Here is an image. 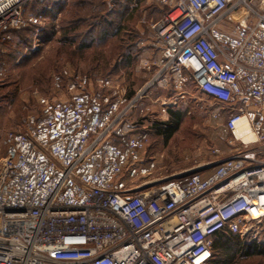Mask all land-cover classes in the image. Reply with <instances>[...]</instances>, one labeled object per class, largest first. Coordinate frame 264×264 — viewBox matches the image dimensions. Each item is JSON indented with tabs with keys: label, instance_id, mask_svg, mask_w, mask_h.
Wrapping results in <instances>:
<instances>
[{
	"label": "built area",
	"instance_id": "1",
	"mask_svg": "<svg viewBox=\"0 0 264 264\" xmlns=\"http://www.w3.org/2000/svg\"><path fill=\"white\" fill-rule=\"evenodd\" d=\"M31 1L0 0V56L16 31L46 25ZM158 1L160 56L143 62L150 76L132 95L113 76L63 69L53 87L64 97H41L1 138L0 264H208L217 233L255 239L264 225V0ZM4 74L0 63V84ZM191 84L217 104L231 153L152 178L153 108L167 114ZM158 86L172 94L152 96Z\"/></svg>",
	"mask_w": 264,
	"mask_h": 264
},
{
	"label": "rangeland",
	"instance_id": "2",
	"mask_svg": "<svg viewBox=\"0 0 264 264\" xmlns=\"http://www.w3.org/2000/svg\"><path fill=\"white\" fill-rule=\"evenodd\" d=\"M54 1L45 2L52 5ZM166 11L167 8L158 0H65L62 9H52L42 29L36 32L35 28H30L25 42L16 37L7 45L13 55L7 56L3 62L5 74L0 84V140L8 131L22 127L29 115L40 112L41 97H64V92H57L53 87V75L63 69L97 77L113 76L132 94L150 75L143 62L158 58L160 50L155 44L152 25ZM111 22L121 24L129 32L122 31L116 35L119 30L110 26ZM140 24L146 30L138 36L137 25ZM148 31L152 54L149 52L148 58L135 56L128 66L127 61L130 60H124L123 54L140 53V43ZM130 44L133 46L130 47ZM156 94L163 96L167 93L158 86L152 96ZM176 102L170 109L181 112V123L169 139L158 130L169 120L170 112L161 113L157 105L153 108L151 118L155 128L151 132L147 151L162 157H159L160 168L152 178L169 180L200 171L207 162L211 161L206 166L210 167L229 156L232 150L227 143L229 136L223 134L220 126L223 119L211 117L212 110L217 107L214 100L191 84ZM133 117L138 119L139 116L134 112ZM239 145V142L235 143V146ZM215 147L222 152L219 157L213 158L210 152ZM255 159H264V153H257ZM255 229L259 232L256 238L252 235L241 237L243 243H264V225ZM215 256L214 260L219 264H264V256H249L245 249L239 247H234L228 254L221 252ZM214 260L212 264H215Z\"/></svg>",
	"mask_w": 264,
	"mask_h": 264
},
{
	"label": "trees",
	"instance_id": "3",
	"mask_svg": "<svg viewBox=\"0 0 264 264\" xmlns=\"http://www.w3.org/2000/svg\"><path fill=\"white\" fill-rule=\"evenodd\" d=\"M47 2H48V0H47ZM47 2H45V1L40 2L37 0H33V1L29 2L28 6H27V13L31 14V13L36 12L37 10H44L47 14H50L52 9L53 10L54 9L60 10L65 6V0H55L52 5L47 4ZM109 25L115 27L116 30L117 29L119 30V31L117 30L118 32L116 35H118V33L122 32V31L129 32V31L125 30V27L121 26V24L116 25V24H113V22H111ZM28 30H30V28L16 31L14 33V39L16 37H19L20 40L25 42L28 39ZM70 31H71V28L68 29V32H70ZM137 34H138V36H140L139 32H137ZM130 43H133V42H130ZM131 45L132 44H130V47H131ZM12 55H13L12 49L11 50L7 49L0 56V63L3 64L4 59L7 56L11 57ZM123 55L122 56L124 57V60L125 59L130 60V61H127V65L129 66L131 60L135 59V56H138L139 53H136V54L127 53V54H123ZM149 76L150 75H148L146 77L144 83L149 79ZM132 94H130V95H132ZM169 112H170L169 120L164 122V126L160 127L158 130L159 133H163L165 135L166 139L171 138L172 135L177 131V129L179 128V125L181 123V116H182L181 112L175 111L173 109H169ZM153 128H155L154 124L149 127L151 132H152ZM234 247L243 248V250L245 249L249 256H264V243L254 241L251 244H245L242 242L241 237L238 234H233V233L228 232L227 230H223L214 236L213 253H212V257H211L210 261L208 262V264H212L214 258L216 257L215 255H218L221 252L228 254L231 252V250H233ZM214 263L219 264V262L218 261L216 262V260H214Z\"/></svg>",
	"mask_w": 264,
	"mask_h": 264
},
{
	"label": "crops",
	"instance_id": "4",
	"mask_svg": "<svg viewBox=\"0 0 264 264\" xmlns=\"http://www.w3.org/2000/svg\"><path fill=\"white\" fill-rule=\"evenodd\" d=\"M137 29H139L138 31L140 32V34H144V32L146 30V28L144 26H142L141 24L140 25H137ZM140 47H142L141 48L142 50L139 53V55H140L141 58H148L152 54V48L153 47H151L150 31H148V35L142 39V41L140 43ZM149 52H151L150 55H148ZM159 56H160V52L158 51L157 57H159ZM250 135H251V133H250ZM251 139H252V135H251V138H249L248 140H251ZM147 150H149V149H147Z\"/></svg>",
	"mask_w": 264,
	"mask_h": 264
},
{
	"label": "bare ground",
	"instance_id": "5",
	"mask_svg": "<svg viewBox=\"0 0 264 264\" xmlns=\"http://www.w3.org/2000/svg\"><path fill=\"white\" fill-rule=\"evenodd\" d=\"M237 134L238 136H243L245 140H248L250 138L251 135L247 122L242 121L238 124Z\"/></svg>",
	"mask_w": 264,
	"mask_h": 264
},
{
	"label": "water",
	"instance_id": "6",
	"mask_svg": "<svg viewBox=\"0 0 264 264\" xmlns=\"http://www.w3.org/2000/svg\"><path fill=\"white\" fill-rule=\"evenodd\" d=\"M218 163H216V164H214V165H211L210 167H208V168H211V167H214V166H216ZM199 170H195V171H192V172H189V173H186V174H191V173H194V172H198Z\"/></svg>",
	"mask_w": 264,
	"mask_h": 264
}]
</instances>
